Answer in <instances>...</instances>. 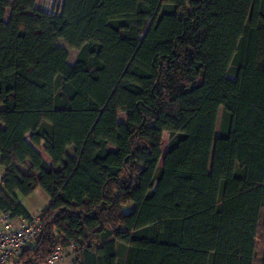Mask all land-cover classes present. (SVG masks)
Masks as SVG:
<instances>
[{
	"label": "trees",
	"instance_id": "obj_1",
	"mask_svg": "<svg viewBox=\"0 0 264 264\" xmlns=\"http://www.w3.org/2000/svg\"><path fill=\"white\" fill-rule=\"evenodd\" d=\"M0 155L13 264H264V0H0Z\"/></svg>",
	"mask_w": 264,
	"mask_h": 264
},
{
	"label": "built area",
	"instance_id": "obj_2",
	"mask_svg": "<svg viewBox=\"0 0 264 264\" xmlns=\"http://www.w3.org/2000/svg\"><path fill=\"white\" fill-rule=\"evenodd\" d=\"M41 8L44 11H48L45 7ZM40 229V217H34L32 222L26 220L18 221L8 213H1L0 264H13L22 253L24 246L36 239ZM76 248L77 245L74 242L68 248L57 247L45 259L44 264H58L65 259L67 252L74 251Z\"/></svg>",
	"mask_w": 264,
	"mask_h": 264
},
{
	"label": "rangeland",
	"instance_id": "obj_3",
	"mask_svg": "<svg viewBox=\"0 0 264 264\" xmlns=\"http://www.w3.org/2000/svg\"><path fill=\"white\" fill-rule=\"evenodd\" d=\"M64 0H38V5L41 7L47 8L48 11L51 12H59L61 10L62 4ZM59 44L63 47H65L69 52V62L73 64L76 60L77 50L69 47L67 44H65L62 40L59 42ZM231 76V75H230ZM232 77V76H231ZM126 118V114L121 112L119 114V120L120 122H123ZM219 126V124H218ZM219 128V127H218ZM171 140V135L169 132H164L163 134V144H162V150L163 155L166 153L168 148V143ZM39 151L41 152L42 156L49 162H51L48 155L44 152V145L42 144L39 148ZM69 152L72 156H75V148H70ZM162 165V161L160 163ZM3 167L0 164V185L2 183V174H3ZM50 197L47 195V193L40 187L36 189L35 192H33L31 195H29L26 198V204L29 207L30 210H35L36 216H39L43 209L47 208L50 205ZM262 250H263V240H262V233H259V240H258V251H257V257L255 259V264H260V259L262 256ZM121 258L125 255V248L123 246H120L119 249ZM73 254V259H75V253L73 252H67L66 256H69V254ZM66 258V257H65ZM60 263V262H59ZM44 264V263H43ZM76 264V263H74Z\"/></svg>",
	"mask_w": 264,
	"mask_h": 264
},
{
	"label": "crops",
	"instance_id": "obj_4",
	"mask_svg": "<svg viewBox=\"0 0 264 264\" xmlns=\"http://www.w3.org/2000/svg\"><path fill=\"white\" fill-rule=\"evenodd\" d=\"M0 164H1V155H0ZM2 166V165H1ZM3 167V166H2ZM3 170V174H2V177H3V175H4V168L2 169ZM36 191V190H35ZM34 191V192H35ZM28 197V196H27ZM27 197H21V200H22V202L24 203V205L27 207V209L30 211V213L33 215V217H35L36 216V212H35V210H30L29 209V207L27 206V204H26V198ZM46 209V208H45ZM45 209H43L42 210V212L45 210ZM42 212L40 213V215L42 214ZM0 215H1V212H0ZM39 215V216H40ZM17 220L18 221H21V220H24V219H22V218H17ZM73 259V254H69V256H66V258L63 260V261H61L60 263H58V264H74L75 263V261L74 260H72Z\"/></svg>",
	"mask_w": 264,
	"mask_h": 264
}]
</instances>
